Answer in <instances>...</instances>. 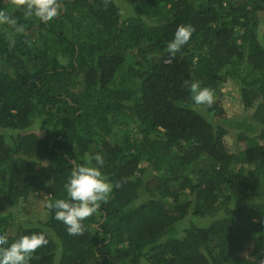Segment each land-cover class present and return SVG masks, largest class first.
<instances>
[{"label": "trees", "instance_id": "1", "mask_svg": "<svg viewBox=\"0 0 264 264\" xmlns=\"http://www.w3.org/2000/svg\"><path fill=\"white\" fill-rule=\"evenodd\" d=\"M59 3L44 22L0 0L24 28L0 24V247L44 233L29 264H264V0ZM96 154L113 190L69 235L47 205Z\"/></svg>", "mask_w": 264, "mask_h": 264}, {"label": "clouds", "instance_id": "2", "mask_svg": "<svg viewBox=\"0 0 264 264\" xmlns=\"http://www.w3.org/2000/svg\"><path fill=\"white\" fill-rule=\"evenodd\" d=\"M18 4H27L25 16L35 15L44 22L61 14L59 0H17ZM0 24L12 26L16 32H23V25H18L17 20L0 11ZM193 29L190 25H179L174 33V38L168 42L166 53L175 55L180 48L188 43ZM14 43V41H12ZM193 93L196 105H211L213 91L201 87L199 82H184ZM95 160V166L75 165L71 175L65 183L67 198H58L49 202L47 207L55 210L54 218L66 225L69 235H79L84 231L83 221L100 208V202L107 199L112 192L113 185L103 176L101 167L104 164L103 156L96 154L89 157ZM7 238L0 234V245L6 244ZM48 240L44 233L21 235L7 247H0V264H29L32 255L38 248L46 245Z\"/></svg>", "mask_w": 264, "mask_h": 264}, {"label": "rangeland", "instance_id": "3", "mask_svg": "<svg viewBox=\"0 0 264 264\" xmlns=\"http://www.w3.org/2000/svg\"><path fill=\"white\" fill-rule=\"evenodd\" d=\"M129 10V7H126V6H122V11H121V14L122 15H125L126 12ZM230 81H227L224 86L222 87V90L223 92L226 94V97H228V93L230 92V90L233 88L232 86H230ZM225 107L229 108L228 104H225ZM237 115V112L236 114L234 113V111L230 110V112H228L226 115H225V118H232L233 116ZM250 120V119H249ZM229 141V143H228ZM228 141H226V146L229 147V144L232 146V147H229V149H231L232 151L235 149L236 147V151H240L242 149V147L244 146L243 143H240L239 141L236 140V137L233 135V134H230L229 135V139ZM21 215V213L19 214V216ZM21 217V216H20ZM247 253L250 252L249 249H247Z\"/></svg>", "mask_w": 264, "mask_h": 264}]
</instances>
